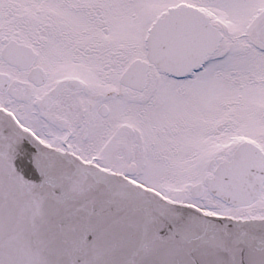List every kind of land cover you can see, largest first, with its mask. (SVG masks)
Masks as SVG:
<instances>
[{"label":"snow or ice","instance_id":"snow-or-ice-1","mask_svg":"<svg viewBox=\"0 0 264 264\" xmlns=\"http://www.w3.org/2000/svg\"><path fill=\"white\" fill-rule=\"evenodd\" d=\"M0 264H264V0H0Z\"/></svg>","mask_w":264,"mask_h":264}]
</instances>
